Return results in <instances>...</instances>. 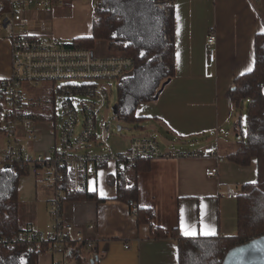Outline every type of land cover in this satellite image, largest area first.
<instances>
[{"label": "crops", "instance_id": "1", "mask_svg": "<svg viewBox=\"0 0 264 264\" xmlns=\"http://www.w3.org/2000/svg\"><path fill=\"white\" fill-rule=\"evenodd\" d=\"M160 3L171 6L174 13L175 74L167 79L158 66L162 75L148 96L142 98L149 102V110L147 114H135L142 118L135 123L136 130L141 131L138 136L157 139L159 135L172 145L163 146L157 139L161 146L176 152L202 153L212 147L218 157L153 160L149 171L138 174V204L153 212L149 225H139L133 208L116 199L117 187L109 182V177L116 176L122 165L109 162L98 167L97 177L89 180L87 191L96 193L100 200L68 198L63 204L65 222L83 229L89 225L96 227L93 232L86 231L87 237L99 244L96 264H179L178 242L171 237L156 239L154 227L169 235L178 230L185 237L235 236L237 196L243 185L258 180L257 161L241 166L228 159L237 150L238 141L232 142L228 136L223 139L221 131L231 126L234 117L231 90L235 80L255 67L256 39L264 34V0H31L21 13L24 25L33 35L70 44L75 39L92 36L94 22L99 19L95 6L101 9L105 4L121 19V24L113 30L112 40L102 51L105 54L96 51L99 41L93 51L95 55H117L118 46L114 44L131 45L145 55L167 43L168 13ZM211 33L217 35L214 62H210L207 51ZM148 68H139L137 74L146 73ZM11 74V41L0 35V79ZM122 105L123 101L116 105L119 115ZM48 121L38 125L40 141L30 145L35 152L48 154L57 143L53 125L40 129L44 123L51 124ZM95 167L92 163L87 165L88 171ZM215 168L217 174L209 176V171ZM17 174L6 167L0 171V202L12 193ZM126 176L127 186L132 185L134 171ZM41 178L32 174L19 178L17 190L25 226L43 228L49 221L53 192ZM229 186L236 196L227 194ZM186 230L194 234L185 235ZM208 230H214V234L205 235ZM17 259L19 264H26V254ZM62 260L59 253L44 252L38 264H60Z\"/></svg>", "mask_w": 264, "mask_h": 264}, {"label": "built area", "instance_id": "2", "mask_svg": "<svg viewBox=\"0 0 264 264\" xmlns=\"http://www.w3.org/2000/svg\"><path fill=\"white\" fill-rule=\"evenodd\" d=\"M10 2L13 10L0 16V35L8 37L12 47V74L9 78L0 79V133L6 139V147L0 151V162L16 173L41 176L53 194L49 204V222L45 227L28 225L12 237L0 236V249L14 250L22 245L40 250L46 244L45 252L63 256L60 264H78L81 259H86L87 264H96L99 259L98 241L86 235V231L93 232L96 227L89 225L83 229L65 222L63 204L68 198L87 191L89 180L97 177L98 167L109 162L131 166L138 160L217 156L218 153L212 147L205 148L202 153L165 150L156 138L147 136L135 137L125 154L109 151L97 156L83 152L87 145L97 141V116L101 109H109L108 92L112 87L98 82L118 80L137 66L136 60L119 55L99 57L92 50L74 47L53 37L33 35L24 25L21 13L31 0ZM99 11V6H95L97 17ZM216 44L217 35L211 33L207 38L210 62L216 60ZM58 82L60 86H57ZM47 84L52 87H44ZM43 93H54V98L62 100L64 108L60 128L55 125L56 112V119L48 121L54 125L52 132L58 137L48 154L30 148L41 138L38 135L41 120L31 112V104L38 95V98H44ZM113 113L112 121H118L120 115L114 112V108ZM100 128L101 143H106L112 132V123L104 121ZM90 163L96 167L88 171ZM217 172L218 169H212L209 176ZM67 177H70L69 181H66ZM130 186L131 183L128 184ZM227 194L236 196L230 186ZM136 213L137 208H134L133 214Z\"/></svg>", "mask_w": 264, "mask_h": 264}, {"label": "trees", "instance_id": "3", "mask_svg": "<svg viewBox=\"0 0 264 264\" xmlns=\"http://www.w3.org/2000/svg\"><path fill=\"white\" fill-rule=\"evenodd\" d=\"M0 16L11 12L13 6L10 0H0ZM167 11L166 35L167 43L162 48L152 49L145 55H140L137 48L131 45L118 46L119 56L134 58L138 67L159 66L167 79L175 74V52L173 45L174 13L171 6L165 5ZM121 24V19L112 13L104 4L100 9L99 19L94 22L91 37L78 38L69 45L94 51L99 41H111L112 33ZM117 48V47H116ZM116 52V53H117ZM264 34L256 39V63L254 69L238 77L231 90V101L234 116L245 112L248 130L242 134L237 150L228 156L241 166H250L253 160L258 165V180L256 183L241 187L237 196V234L235 236L217 235L213 237H185L178 230L167 234L157 228L154 231L156 239L171 237L178 242L179 264H223L228 252L242 244L264 235ZM55 91V90H54ZM54 93L41 97L39 105H31V112L41 121L55 120ZM42 108V109H41ZM38 109V110H37ZM41 110V112L36 113ZM1 111V103H0ZM119 114V113H118ZM142 118L134 112L126 116V120L137 123ZM241 136V134H240ZM152 161L138 160L131 166H122L116 176L109 177V182L117 187L116 199L129 204L133 209L139 225L152 224L151 209L139 206V189L136 176L151 169ZM134 171L133 184H126L127 173ZM24 173H18L10 196L0 202V236L12 237L25 229L21 220L20 202L18 196V181ZM67 177L66 181H69ZM100 200L96 193L80 192L70 197V200ZM48 245H42L40 250L30 246H18L14 250L0 249V264H11L20 254H26V264H38V259ZM78 264H86L80 260Z\"/></svg>", "mask_w": 264, "mask_h": 264}, {"label": "rangeland", "instance_id": "4", "mask_svg": "<svg viewBox=\"0 0 264 264\" xmlns=\"http://www.w3.org/2000/svg\"><path fill=\"white\" fill-rule=\"evenodd\" d=\"M108 43L109 41H101L98 43L99 46H97L96 51L99 55L105 54L102 51L103 49L106 48ZM139 68L141 67H138V68L135 67L131 71L125 72L122 75V77L119 78L118 80H114L110 82L109 81H99L98 82L99 84L112 87L111 91H109V88H108V91H109L108 95H110L109 96L110 97L109 109L107 108L101 109L100 113L97 116V123H98L97 131H96L97 142H94V141L91 142V144L87 145L89 149L86 150L88 148L87 147L84 149L83 152H89L90 154L97 155V156H100L102 154H108L109 151H113L115 154H125L127 153L132 140L135 137H139L138 135L141 134V131L136 130L137 125L129 120H126V116L133 109L135 110V114L137 116L147 114L149 110L147 108V105H148L147 103L149 102H145V100L147 99H142V98L145 97L149 93V90L151 89L153 84H155L158 78L162 75L161 70L159 69L158 66L149 67L148 68L149 71H147L146 73L140 72L139 74H137V72L139 71ZM137 75H139L138 78L136 77ZM130 82H133V83H130ZM124 83H128V84H125L126 87H124L125 85L123 86ZM60 85L61 83L58 82L57 86H60ZM44 87H48L50 89L52 85L47 84V85H44ZM40 90H37V91H40ZM38 96L35 97L34 99L35 100L34 103L36 105H39L40 102H42L41 99L38 98ZM122 101H123V105L121 106L120 119L118 121H112V117L114 115L113 108L119 103H121ZM54 104H55V112L58 114L57 120L55 122V125L58 129L62 125V112L64 108H63L62 100L56 97L54 98ZM98 105L100 106L101 103L98 102ZM124 110H127L128 113L124 114L125 112ZM78 114L80 115V118L82 119L80 108H78ZM104 121H110L112 123V132L110 133V136L107 142L101 143L100 124ZM241 122L243 123L242 127H241ZM52 125L53 124L44 123V125L40 126V129H43V128L47 129L51 127ZM119 127L122 128L120 131H119ZM242 128H243V131H242ZM247 130H248V125H247L246 114L245 112H239L233 117L231 126H226L224 129H222L221 131L223 134L222 138L224 139L225 136H228L230 138V141L232 142L235 141L236 143L237 141L239 142L242 140V134L245 133L246 135ZM156 137L159 140V142L163 144V146H172L170 145V143L166 142L161 136L157 135ZM210 143L214 144V142H210ZM176 146H178V144H176L175 147ZM5 147H6V139L0 133V151L4 150ZM5 166L6 165L3 162H0V171H4ZM59 257L62 259L61 254H59ZM11 264H19V260L15 259L13 260Z\"/></svg>", "mask_w": 264, "mask_h": 264}, {"label": "water", "instance_id": "5", "mask_svg": "<svg viewBox=\"0 0 264 264\" xmlns=\"http://www.w3.org/2000/svg\"><path fill=\"white\" fill-rule=\"evenodd\" d=\"M166 3H160L163 8ZM169 80L162 85L157 97L162 93ZM118 107H114V112L118 113ZM121 127H119V131ZM223 264H264V235L255 238L245 244L231 249L226 255Z\"/></svg>", "mask_w": 264, "mask_h": 264}, {"label": "snow or ice", "instance_id": "6", "mask_svg": "<svg viewBox=\"0 0 264 264\" xmlns=\"http://www.w3.org/2000/svg\"><path fill=\"white\" fill-rule=\"evenodd\" d=\"M190 234H194V232H190V231H185V235H190ZM214 234V230H208L205 232V235H213Z\"/></svg>", "mask_w": 264, "mask_h": 264}, {"label": "flooded vegetation", "instance_id": "7", "mask_svg": "<svg viewBox=\"0 0 264 264\" xmlns=\"http://www.w3.org/2000/svg\"><path fill=\"white\" fill-rule=\"evenodd\" d=\"M124 87H126V85Z\"/></svg>", "mask_w": 264, "mask_h": 264}]
</instances>
